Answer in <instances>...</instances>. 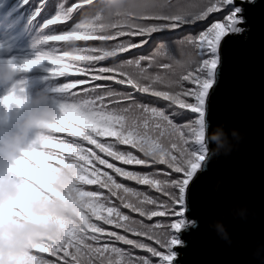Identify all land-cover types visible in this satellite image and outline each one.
I'll return each mask as SVG.
<instances>
[{
	"label": "snow or ice",
	"instance_id": "snow-or-ice-1",
	"mask_svg": "<svg viewBox=\"0 0 264 264\" xmlns=\"http://www.w3.org/2000/svg\"><path fill=\"white\" fill-rule=\"evenodd\" d=\"M43 8L42 2L34 21ZM245 11L235 0H129L124 7L108 0L69 6L64 0L52 18L36 21L43 33L40 51L15 66L30 69L52 61L55 77L65 76L71 66L66 58L85 66L77 68L81 78L60 89L63 115L54 132L68 137L53 132L41 138L19 161L18 171L29 190L42 189L54 168L76 161L86 202L62 235L32 244L15 264H174L183 232L196 226L186 215L190 182L216 155L206 129L210 91L222 74V40L246 31ZM50 41L65 43L57 47ZM176 48L180 59L171 55ZM77 85L82 87L72 91ZM177 118L187 123L177 124ZM86 185L98 187L86 190ZM19 215L17 203L0 207V221Z\"/></svg>",
	"mask_w": 264,
	"mask_h": 264
},
{
	"label": "water",
	"instance_id": "water-1",
	"mask_svg": "<svg viewBox=\"0 0 264 264\" xmlns=\"http://www.w3.org/2000/svg\"><path fill=\"white\" fill-rule=\"evenodd\" d=\"M235 2L246 9V31L222 40V74L210 91L206 129L209 141L222 126L231 151L213 156L208 170L190 182L186 214L196 226L183 232L184 246H176L179 264H264V0Z\"/></svg>",
	"mask_w": 264,
	"mask_h": 264
},
{
	"label": "clouds",
	"instance_id": "clouds-1",
	"mask_svg": "<svg viewBox=\"0 0 264 264\" xmlns=\"http://www.w3.org/2000/svg\"><path fill=\"white\" fill-rule=\"evenodd\" d=\"M108 3L124 7L129 0ZM43 63H34L30 69L13 63L0 65V85H10L7 94L0 97V207L21 205V215L0 221V264H15L32 244L62 235L64 225L78 221L86 202L76 161L54 168L42 189L29 190L28 181L18 171L19 161L37 141L51 137L63 115L60 104H50L43 94L31 97L27 82L17 79L18 72L31 71ZM49 71L52 74L54 67ZM232 136L238 138L239 134L233 131ZM208 142L209 148L215 144L213 152L217 155L231 151L223 127L218 126ZM214 227L222 239H229L222 223L217 222Z\"/></svg>",
	"mask_w": 264,
	"mask_h": 264
},
{
	"label": "trees",
	"instance_id": "trees-1",
	"mask_svg": "<svg viewBox=\"0 0 264 264\" xmlns=\"http://www.w3.org/2000/svg\"><path fill=\"white\" fill-rule=\"evenodd\" d=\"M2 0H0L1 2ZM45 3V8L41 9L40 16L36 17V21H39L41 24L48 18H52L55 14V11L58 8L59 3L64 2V0H9L7 4L3 7L0 13V59L5 61L6 64L14 63L16 65H22L27 60L35 59L36 55L39 53L40 49L37 46L39 41L42 38L43 33L41 32V26L33 20V13L41 3ZM81 0H67V4L70 6L73 3H80ZM107 0H93V3L96 5H102L106 3ZM195 3L196 0H191ZM50 5V6H49ZM88 11H92L91 6H85ZM213 15H219V13H214ZM69 23H72L71 21ZM63 28V25L58 26ZM179 31V30H176ZM182 37H177L181 39ZM163 42V41H161ZM50 44H54L57 47H63L65 42L50 41ZM80 46L91 45L93 41L76 42ZM156 47H159L157 44ZM151 51L155 52L156 48H153ZM62 55L63 53H58ZM171 55L175 56L177 59H180L182 54L179 48L171 50ZM64 63L70 64L71 66L65 71L59 65L55 66L57 71H65V76L55 77L50 73V69L53 65L45 61L43 64L34 67L31 71H21L17 73V79H22L27 82L28 94L35 98L41 94L48 97L50 104L58 106L63 103V94L60 89L65 83L74 82L77 78H81V74L77 71L78 67H84L83 62L73 63L70 59L66 58ZM5 85H1L3 88ZM10 85L8 86L9 90ZM82 86L77 85V88L72 91H77ZM0 88V89H1ZM177 124L187 123V120L182 118H177L175 121ZM57 137H68L67 132L63 133H53ZM79 139V138H77ZM101 140L105 139H114L112 137H101ZM85 147H91L98 155L104 156L103 153H100L94 145H89L87 142ZM129 147V146H122ZM109 159V162H114L110 157H105ZM117 166H123L120 162H115ZM104 171H108L112 174L110 169H107L106 166L99 165ZM127 168H132L136 166H124ZM161 168H166V166L161 165ZM122 179V178H118ZM98 185H86L85 189H95ZM146 187V186H142ZM106 191V190H105ZM124 211H127L126 209ZM154 220L157 218H153ZM176 247V246H175ZM40 254V253H38ZM41 255L47 256V253H42ZM176 264V260H174Z\"/></svg>",
	"mask_w": 264,
	"mask_h": 264
},
{
	"label": "rangeland",
	"instance_id": "rangeland-1",
	"mask_svg": "<svg viewBox=\"0 0 264 264\" xmlns=\"http://www.w3.org/2000/svg\"><path fill=\"white\" fill-rule=\"evenodd\" d=\"M244 1H247V0H244ZM2 8H3V7L0 8V13H1ZM0 64H1V65H6V63H5L3 60H1V59H0ZM0 86H1V85H0ZM0 88H1V87H0ZM7 92H8V89H5V87H4V88H1V89H0V97H3L4 95H6ZM186 215H187V214H186ZM177 251H178V250H177ZM178 256H179V252H178L177 257H178ZM177 257H176V258H177ZM176 258H175V259H176Z\"/></svg>",
	"mask_w": 264,
	"mask_h": 264
},
{
	"label": "bare ground",
	"instance_id": "bare-ground-1",
	"mask_svg": "<svg viewBox=\"0 0 264 264\" xmlns=\"http://www.w3.org/2000/svg\"><path fill=\"white\" fill-rule=\"evenodd\" d=\"M1 65V64H0Z\"/></svg>",
	"mask_w": 264,
	"mask_h": 264
}]
</instances>
